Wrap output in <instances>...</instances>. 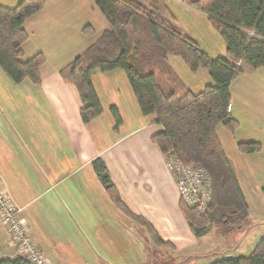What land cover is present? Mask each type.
Segmentation results:
<instances>
[{
    "label": "crops",
    "instance_id": "0c3cea01",
    "mask_svg": "<svg viewBox=\"0 0 264 264\" xmlns=\"http://www.w3.org/2000/svg\"><path fill=\"white\" fill-rule=\"evenodd\" d=\"M19 1L0 0V5L13 7ZM44 1V6L22 24L27 32L21 45L23 57L28 59L37 52L44 55L39 67L40 83L25 79L15 84L9 80L12 87H18L19 94L0 92V182L19 207L29 238L52 264L143 261L146 245L139 239L138 228L141 233L145 230L111 201L91 165L92 159L99 156L129 211L147 220L157 235L170 244L158 248L168 249L169 255L180 259L186 255L198 258L208 252L205 247L200 249L199 239L179 208V192L166 167L165 155L150 140L162 126L155 122L154 115L140 112L124 72L115 69L91 75L102 111L87 123L80 118L81 103L75 87L60 76V68L109 27L107 19L93 0ZM167 6L176 22L210 57L223 54L219 52L225 49V42L216 39L218 32L205 13L182 0H168ZM87 25L91 34L83 31ZM206 31L209 35L205 38ZM170 61L169 58L173 66ZM259 71L260 67L245 73L254 75ZM190 73L201 78L190 82L180 78L193 92L213 84L209 74L200 68ZM240 76L230 83L228 107L239 127L232 133L218 125L216 133L235 170L250 214L262 219L264 113L248 104L256 98L257 106L262 104L264 108V80L238 79ZM240 95L245 96L241 101ZM111 105L121 117L116 130ZM239 141H257L261 150L240 152L236 146ZM263 232H253L246 250ZM16 255L8 229L0 219V257ZM197 262L189 264H200Z\"/></svg>",
    "mask_w": 264,
    "mask_h": 264
},
{
    "label": "trees",
    "instance_id": "16d2710c",
    "mask_svg": "<svg viewBox=\"0 0 264 264\" xmlns=\"http://www.w3.org/2000/svg\"><path fill=\"white\" fill-rule=\"evenodd\" d=\"M182 1L207 15L225 42L223 55L210 57L176 22L167 6L168 0H93L109 27L63 65L59 73L64 82L75 87L81 103L79 115L87 123L102 111L91 75L95 71L121 69L140 112L154 115L155 122L162 126L161 131L151 135V142L164 155L174 153L184 163L200 164L210 177L211 203L205 212L179 200L188 226L197 239L210 228L227 237L229 232L243 228L251 214L216 128L221 125L232 133L238 129L239 123L228 108L230 83L239 74L264 66V0ZM44 4V0H20L13 7L0 5V68L15 84L25 79L40 83L39 67L44 55L37 52L28 59L23 57L21 45L27 32L22 24ZM83 31L91 34L90 26ZM171 56L179 57L191 71L199 68L206 71L213 84L191 91L170 65ZM109 109L116 130L121 117L114 105ZM236 146L243 153L261 150L257 141H239ZM91 165L114 205L145 230L149 242L157 247H170L147 220L125 206L104 161L96 156ZM247 234L251 240L255 235L251 230L243 237ZM248 243L242 247L244 253L237 255L218 257L231 247L210 251L204 255L215 257L205 264H264V232L246 250ZM0 264L27 262L17 254L13 258L0 257Z\"/></svg>",
    "mask_w": 264,
    "mask_h": 264
},
{
    "label": "built area",
    "instance_id": "2783aa9c",
    "mask_svg": "<svg viewBox=\"0 0 264 264\" xmlns=\"http://www.w3.org/2000/svg\"><path fill=\"white\" fill-rule=\"evenodd\" d=\"M166 166L172 174L179 197L190 207L202 213L211 203L210 177L200 164L184 163L174 153L165 157ZM0 219L8 229L12 244L27 264H52L50 259L31 241L27 223L19 215L17 207L2 188L0 182Z\"/></svg>",
    "mask_w": 264,
    "mask_h": 264
},
{
    "label": "rangeland",
    "instance_id": "374dc122",
    "mask_svg": "<svg viewBox=\"0 0 264 264\" xmlns=\"http://www.w3.org/2000/svg\"><path fill=\"white\" fill-rule=\"evenodd\" d=\"M216 34H217L216 39H218L219 41L220 40L222 41L220 35H218V33H216ZM208 35H209L208 31H206L204 33V37L206 38ZM204 43L206 44V42H204ZM214 46L217 48L215 42H214ZM224 50L225 49L223 48V50H221L222 52H219V53L224 54L225 53ZM212 55H215V54H212ZM216 55H221V54H216ZM169 58L171 60L170 62L173 65L172 67L175 69V71L178 72V75L182 79H184L185 81H187V82L196 81L199 78H201L200 75H198V74L195 75L194 73H190L192 71H190L188 69V67L185 66V64L183 63V61L179 57L171 56ZM173 58H175L174 60H177L180 63H176V61H174ZM181 64L184 66V68H186L185 70H187L186 71L187 73L182 70ZM243 74L242 73L239 74L242 76H240L238 79H245V80H251V81L264 80V66L260 67V71L257 74L250 75V73H245V72H243ZM9 80L10 79L8 78V76L0 68V92H1V94H5V93H7V91H9V93L15 94L13 96H17V94H19L18 87H12V85H10V83L8 82ZM239 81L237 80L236 82H239ZM241 86L246 88V86L243 83H241ZM242 87H241V89H242ZM244 97L245 96L240 95L239 96L240 101L243 100ZM235 98H236V94H235ZM262 102L263 101H260V104ZM257 103H259L258 99L255 98V99H251V101L249 102L248 105L250 107H253L254 110L257 109L259 111V113H264L263 105L261 104V106H257ZM256 107H259V108H256ZM165 157H166V155H165ZM165 164H166V161H165ZM248 225H251L252 227H250L249 229H246ZM136 226L134 225V227H136ZM140 230L138 228V233H139L138 236L140 237L139 239H141V241L143 243L145 242L144 245H146V250L144 251L143 261L138 263V264H189L191 261H196V262L198 261L197 263L200 262V264H202V263H207L208 261L214 259L215 256L204 255L206 253L208 254V252H210V251L218 250L220 252L224 248L226 249L227 247L228 248L231 247V249L229 248V251H231L230 255H237V254L244 253L243 252L244 250L242 249V247L245 245L246 242H249L251 240V237L248 234L246 235V237H243L244 236L243 234L245 232L251 231V230H253L254 233H256L258 231L263 232L264 231V218L258 219L257 217L250 215L249 222L243 228H241L239 230L235 229L232 232H229L227 234V237L222 236V234L219 231H217L213 228H210L207 234H205L199 238V243H198V245L201 246L200 249L205 247L206 248L205 250H208V252H205L204 254H202L204 256H199L198 258L188 256V255L182 257L181 259L179 257H173V256L169 255L170 250L160 249L157 246H155L154 243L148 242L149 239H148L147 235L145 234L146 232L142 231V233H141ZM145 238H147V240ZM222 254H224V253H222ZM222 254H220V255H222Z\"/></svg>",
    "mask_w": 264,
    "mask_h": 264
}]
</instances>
